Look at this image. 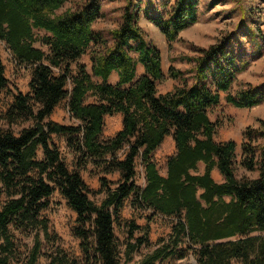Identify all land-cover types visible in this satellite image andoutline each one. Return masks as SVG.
I'll use <instances>...</instances> for the list:
<instances>
[{
	"label": "trees",
	"instance_id": "trees-1",
	"mask_svg": "<svg viewBox=\"0 0 264 264\" xmlns=\"http://www.w3.org/2000/svg\"><path fill=\"white\" fill-rule=\"evenodd\" d=\"M66 2L0 0V41L18 66L30 68L28 91L12 94L0 110V264H39L44 242L54 248L46 264H156L190 256L194 262L184 264H264V119L243 129L237 158L236 142L216 140L218 123L210 117L220 93L237 108L264 102V82L231 90L249 65L237 60L233 49L240 39H249L253 57H260L264 37L259 29L246 24L242 13L232 31L184 58L189 68L171 66L175 83L158 94L155 83L164 76L161 53L138 24L140 0H125L119 24L109 31L110 44L92 27L102 16V0H83L75 10L57 13ZM198 3L174 0L166 15L143 13L173 41L196 22ZM88 50L91 72L78 62ZM137 63L144 69L139 76ZM112 72L114 83L108 80ZM7 86L0 54V96ZM88 96L94 100L87 101ZM64 99L76 124L50 119ZM116 113L121 128L103 138L105 116ZM53 135L62 136L74 154V169L62 159ZM168 136L175 150L161 174L153 153ZM87 164L103 174L98 204L89 195L99 191L90 190L80 174ZM137 164L142 185L135 180ZM214 169L221 180L213 178ZM111 174L118 179L106 178ZM55 191L76 214L78 261L56 244L43 215ZM128 200L135 211L148 212L144 225L122 223ZM156 215L170 221V232L153 244L149 224ZM116 227L126 233L122 250ZM15 231L32 236L20 261ZM141 247L150 250L134 261Z\"/></svg>",
	"mask_w": 264,
	"mask_h": 264
},
{
	"label": "rangeland",
	"instance_id": "rangeland-1",
	"mask_svg": "<svg viewBox=\"0 0 264 264\" xmlns=\"http://www.w3.org/2000/svg\"><path fill=\"white\" fill-rule=\"evenodd\" d=\"M174 0H140V14L138 16V24L141 27L147 40L155 44L161 53V67L163 78L156 81V89L158 94H164L170 91L175 81L169 76V68L174 66L180 70H186L190 67L184 58L187 56L196 55V49L199 47H207L210 44L217 42L220 37H223L228 32L232 31L236 24L241 22L242 13L246 14V24L251 27H257L264 37V0H199L197 20L190 26L182 29L173 41H167L160 29L156 27L150 19L144 15L143 11L147 9L150 15L162 13L166 15L170 3ZM83 0H67V2L57 10V13H62L67 9L75 10L81 5ZM125 0H102V16L93 22L92 27L103 33L104 37L111 43L109 31L116 27L120 22ZM165 3V4H162ZM242 27V26H241ZM237 43H234L236 45ZM240 47H234V55L239 61H249L247 68L238 73L236 80L232 85L234 93L238 88L246 84H260L264 82V47L260 57H253V49L249 43V39H240ZM0 54L4 65V74L8 81L7 89L0 96V110L4 109L11 101L12 94L26 93L28 91V83L30 80V68L18 66L3 41H0ZM135 58V55L132 54ZM79 63L85 65L88 72H91L90 52L83 54L78 60ZM76 65H72V72L75 73ZM57 72V71H56ZM144 72L143 66L136 64V74L141 75ZM98 79V78H97ZM117 79L116 73H112L109 82L114 83ZM95 81L96 78H94ZM70 88L68 84L67 89ZM224 93H220L219 104L210 111V117L218 123L215 139L225 141L232 139L236 142L237 158L241 154V142L243 140L242 132L246 126H257L258 119H264V102L248 108H237L228 104L224 100ZM93 96H88L87 101H93ZM67 100H62L54 109L50 119L63 124H76L66 106ZM121 115L119 113L107 115L104 119L102 137L107 138L114 135L121 128ZM52 141L58 147L62 159L65 161L69 169L75 167V157L71 153L60 135H53ZM175 150L174 142L170 136L166 137L162 144L154 151L153 160L157 163V167L161 174H165V161ZM203 170V164L199 163L198 171ZM243 169H238L242 173ZM80 174L90 190L99 191L97 194L90 193V199L98 204L102 197L99 171L92 164H87L84 169H80ZM252 175V174H251ZM212 176L215 180H221V175L214 169ZM118 174L106 175L111 181L118 179ZM136 183L142 185L143 170L140 165L136 167ZM146 214L142 211H135L129 205V200L125 202L121 210L122 223L128 221L135 222L139 225L146 223ZM43 215L49 221V230L52 236L56 238L58 243L73 259L82 257L80 249V239L73 235V228L76 226V214L67 206L64 198L55 191L49 198V206L43 212ZM116 235L121 250L125 244L126 233L123 228L116 227ZM170 232V221L167 218L159 215L154 216L149 224V239L154 244L158 239L166 237ZM17 238V258L18 261L26 258L27 253L32 246V236H24L15 231ZM140 235L139 232L136 233ZM39 264H46L49 261L50 255L54 253V248L50 244L43 243ZM150 250V247H141L134 257V261L139 260L145 253ZM194 262L192 257L183 260H162L156 264H184ZM13 264L18 262L13 261ZM232 264H239L235 261Z\"/></svg>",
	"mask_w": 264,
	"mask_h": 264
},
{
	"label": "crops",
	"instance_id": "crops-1",
	"mask_svg": "<svg viewBox=\"0 0 264 264\" xmlns=\"http://www.w3.org/2000/svg\"><path fill=\"white\" fill-rule=\"evenodd\" d=\"M112 73H113V72H112ZM112 73H111V74H112ZM114 73H115V72H114ZM116 75H117V74H116ZM109 78H110V77H109Z\"/></svg>",
	"mask_w": 264,
	"mask_h": 264
}]
</instances>
